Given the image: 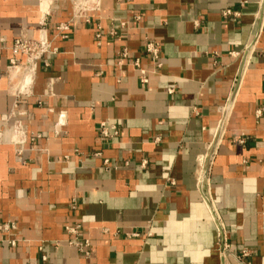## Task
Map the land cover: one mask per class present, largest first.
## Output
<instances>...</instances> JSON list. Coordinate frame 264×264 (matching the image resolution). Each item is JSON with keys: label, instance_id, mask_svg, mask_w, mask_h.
Wrapping results in <instances>:
<instances>
[{"label": "crops", "instance_id": "obj_1", "mask_svg": "<svg viewBox=\"0 0 264 264\" xmlns=\"http://www.w3.org/2000/svg\"><path fill=\"white\" fill-rule=\"evenodd\" d=\"M4 223L0 264H264V0H0Z\"/></svg>", "mask_w": 264, "mask_h": 264}, {"label": "built area", "instance_id": "obj_2", "mask_svg": "<svg viewBox=\"0 0 264 264\" xmlns=\"http://www.w3.org/2000/svg\"><path fill=\"white\" fill-rule=\"evenodd\" d=\"M232 13L230 9H227L224 11V14H230ZM68 29V23H60L56 26V30L61 33ZM64 36V35H63ZM10 51L12 53L11 58L9 59L10 65H17L21 62V57L25 59V64L28 66L33 67L35 64V61L38 59H46L49 60L50 55L55 53L57 51V48L54 47L47 36L46 28L44 22L41 23V27L39 29L38 37L37 38H27V37H18L14 39L12 44L10 45ZM160 49L161 45L159 42H148L145 45V51L150 55L153 62L156 63L157 66H160ZM232 55H234V52H231ZM122 57L127 56V52L125 49L121 51ZM48 61H46V64ZM133 64L139 68V61L138 59L133 60ZM143 81H146V78L142 79ZM109 129L112 130L113 134L117 133L116 126L114 125H107L104 122L100 123V132L104 136H109ZM12 227V224L4 223L0 225V230H8ZM79 229V225H68L66 226V231L70 233H77V230ZM222 252L226 250L224 237L221 235L219 236ZM11 245H14L15 242L13 240L10 241ZM70 244L79 247L81 250H85L89 246L88 240L84 239L83 241H77L72 240L70 241ZM248 251L242 250L241 254L239 256L243 257L246 256ZM42 260H45V257H42Z\"/></svg>", "mask_w": 264, "mask_h": 264}, {"label": "bare ground", "instance_id": "obj_3", "mask_svg": "<svg viewBox=\"0 0 264 264\" xmlns=\"http://www.w3.org/2000/svg\"><path fill=\"white\" fill-rule=\"evenodd\" d=\"M224 123V122H223Z\"/></svg>", "mask_w": 264, "mask_h": 264}]
</instances>
